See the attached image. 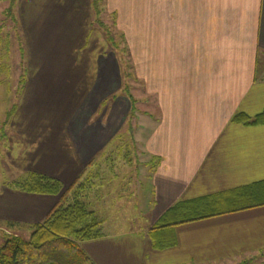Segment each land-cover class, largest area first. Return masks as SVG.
<instances>
[{"label":"crops","instance_id":"1","mask_svg":"<svg viewBox=\"0 0 264 264\" xmlns=\"http://www.w3.org/2000/svg\"><path fill=\"white\" fill-rule=\"evenodd\" d=\"M25 1L4 11L8 24L0 26H9L0 36L8 37L6 43L13 27L22 26L35 59L38 50L46 57L52 36L59 33L64 44H73L69 28L78 25L84 34L76 50L92 56L86 55L91 66L85 62L78 72L85 82H59L58 91L41 82L49 73L45 66L28 69L22 89L18 74L21 99L9 108L15 67L0 65V223L32 230L60 197L26 192L17 186L21 180L34 172L71 185L109 148L133 104L118 55L95 52L101 40L93 0H40L43 8L35 1L40 13ZM106 7L117 13L142 97L155 102L156 115L146 116L140 137L146 138L141 146L149 162L155 157L158 164L147 176L155 196L147 230L106 232L86 241L97 245V261L87 253L96 264H264V205L178 225L175 244L164 249L150 235L179 201L264 180V124L233 121L239 113L264 111V0H107ZM6 43L0 53L12 61ZM66 66L62 73L75 74ZM137 88L131 92L139 94ZM124 190L128 196L120 202L132 200L133 190Z\"/></svg>","mask_w":264,"mask_h":264},{"label":"trees","instance_id":"2","mask_svg":"<svg viewBox=\"0 0 264 264\" xmlns=\"http://www.w3.org/2000/svg\"><path fill=\"white\" fill-rule=\"evenodd\" d=\"M11 11V9H10ZM112 40V38H110ZM129 88L125 87L124 92ZM133 104L132 96L128 92ZM233 121L244 124H264V111L251 116L239 113ZM129 134L119 133L99 155L87 166L83 174L71 185L39 173H29L17 185L20 189L40 195H59V202L42 222L32 226L29 239L19 235H7L0 247V264H96L93 258L81 247V242L103 237L106 218L96 204L103 199V180L113 172L119 162L122 165L137 164L131 148L133 141H123ZM138 160V158H137ZM104 161V163H103ZM117 164V165H116ZM149 172L158 164L153 157L146 162ZM106 166V167H104ZM132 177L124 176L126 185ZM92 197L93 201L87 199ZM264 205V180L220 191L193 199L182 200L168 209L150 229L154 246L164 249L173 246V229L181 224L206 219L217 215L238 212Z\"/></svg>","mask_w":264,"mask_h":264},{"label":"rangeland","instance_id":"3","mask_svg":"<svg viewBox=\"0 0 264 264\" xmlns=\"http://www.w3.org/2000/svg\"><path fill=\"white\" fill-rule=\"evenodd\" d=\"M1 1L3 3H0V7H3V9L0 8V23L8 24V21H4L6 18L4 11H6V8H8V6L14 7V4H17L15 3L17 0ZM35 1L38 2V4L41 6L40 0H33L32 5L31 3H29L30 1L26 0L25 6L28 5L27 8H29V5L32 6L34 12H44L43 10L39 9V5H37ZM93 4V25L97 27V39L101 40L99 41L100 43L97 44V48H95L96 54L101 53V51H103L104 49L106 50V52L113 50V52L118 55L119 62L121 63L120 66L123 73V79L125 81L124 88H131L136 86L138 87L136 91L139 92V94H133L130 88L128 91H125V94H128V92L132 94L131 96L133 100V109L131 116L129 117L127 123L120 132L127 133L128 131V133H130L123 138V141L134 140L135 145L132 143L133 146H131V148H133L134 151V147H137V152L135 150V152L133 153V159L134 162L138 161V163L129 166L122 165V162H119L117 163L118 165L116 164L117 166H114L113 172H111L109 177L107 175V177L103 180V183L101 185L102 193L98 195L100 199L103 200L100 202V204H96V206L98 207V209H100L99 212L102 213L106 218L105 232L107 233L111 234L120 231L125 232L126 230L129 231L132 229L134 231L145 229L147 230L152 220L151 214L153 209L152 206L155 201V196L154 186L152 183V176L150 178L147 177L150 172L146 162H148L150 158L146 156V154L142 150L143 146H141L142 141L145 142L146 138L144 137V139H141L140 135H142L143 129L145 128V124L147 121L146 116L151 117L152 113L156 115V109L154 106L155 102L154 99L142 97L141 82L138 80L137 75L131 72L133 71V64L131 61L130 47L128 44H126V39L124 38L123 33H121L119 31V28H117V13H109L106 7L107 0H93ZM41 7L43 8V6ZM8 18H10V22L14 21L13 17L9 16ZM16 19L18 23L22 22L18 15L16 16ZM23 20L26 19L23 18ZM8 26L9 25L0 26V31L4 32V28H7ZM13 29L14 36L19 41L16 42L14 36H11V43L8 44V42L6 43V38L8 37L5 36V34H2V36H0V39H2L0 48L4 49L5 43L6 49L8 48L7 44L11 45L10 48H12V61L11 59H7V57H4L2 53H0V65H8L9 62H11L10 65H14L15 67L13 71V82L16 81V84L14 85L15 89H12L10 91L12 93V98L10 101H7L6 106H8L10 102L11 104L9 106L14 103L18 104L20 102V94L22 92L21 89L27 86L26 84L28 83V76L30 75L28 69L32 67L36 68L40 66H45L44 68L49 71V73L46 72V74L43 75L44 79L41 82H47V84L49 85L47 89L50 88L51 91L53 89L55 91L59 90V87H57V85H59V82L62 83L63 81H75V83H77L76 81L79 80L78 78H82L81 82H85L83 78L84 75L81 74V72L80 74H78V72L82 69L83 64L86 65L85 62L89 63L88 65H86L87 67L91 66L92 59H86V55H90L88 51L84 52L82 51V49L76 50V46L80 42L84 34L83 30H80L78 25L69 28L72 32L69 36V40H72L73 44H64L62 42V36L58 35L59 33L54 34L52 36L53 39H51L48 43V45H50L52 49V51H50L51 53L49 52V50H47L49 53H47V56L45 57V53L38 50L37 59H35L32 52L29 51L23 27L16 26L13 27ZM99 32L101 34H98ZM110 38H112V40H110ZM105 41L107 43H105ZM73 45L75 48H72ZM71 48L72 50L70 51ZM70 55H74L75 58H67ZM90 57L92 56L90 55ZM66 65H68V68L69 65L73 66L72 69L76 68L75 74L62 73L61 70H64L65 68L63 66ZM18 74L19 78L21 77V89H18L19 87L17 86V83H19ZM13 75H8L7 72L6 76ZM85 76L87 77V81L91 78L90 73H87ZM62 90L63 87L61 88V91ZM56 98L58 99V96ZM7 100H9L8 96ZM58 100L60 102V99ZM147 102H150L151 105H149ZM9 106L7 108H9ZM22 109L24 110V106ZM127 174L132 177L130 179V183L127 185V191L131 192L133 190V193L131 194L132 200L128 198L129 200L124 199L125 201L120 202V197L128 196L126 192H124L126 190H124L123 185L127 184L126 180L124 179V176ZM87 199L93 201L92 197H89ZM31 233L32 230L30 228H27L26 226L15 228V226H12L11 223H7V225L0 223V247L3 245L6 236L9 234L19 235L24 239H29ZM88 243L91 242L89 241ZM81 247L86 252L91 253L97 261V245L91 247V244L89 245L87 244V242H81Z\"/></svg>","mask_w":264,"mask_h":264}]
</instances>
